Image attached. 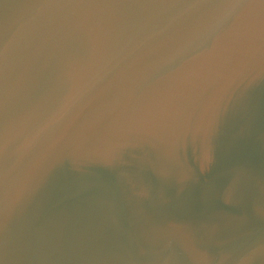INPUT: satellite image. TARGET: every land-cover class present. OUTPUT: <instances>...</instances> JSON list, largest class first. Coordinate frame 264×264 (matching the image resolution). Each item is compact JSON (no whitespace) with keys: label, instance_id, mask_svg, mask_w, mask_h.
Returning <instances> with one entry per match:
<instances>
[{"label":"water","instance_id":"water-1","mask_svg":"<svg viewBox=\"0 0 264 264\" xmlns=\"http://www.w3.org/2000/svg\"><path fill=\"white\" fill-rule=\"evenodd\" d=\"M0 264H264V0H0Z\"/></svg>","mask_w":264,"mask_h":264}]
</instances>
